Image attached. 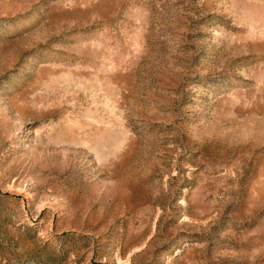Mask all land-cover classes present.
Returning <instances> with one entry per match:
<instances>
[{
    "label": "rangeland",
    "instance_id": "rangeland-1",
    "mask_svg": "<svg viewBox=\"0 0 264 264\" xmlns=\"http://www.w3.org/2000/svg\"><path fill=\"white\" fill-rule=\"evenodd\" d=\"M0 264H264V0H0Z\"/></svg>",
    "mask_w": 264,
    "mask_h": 264
}]
</instances>
